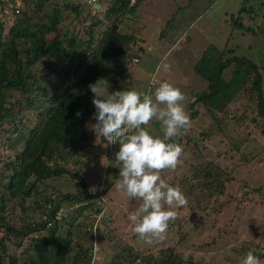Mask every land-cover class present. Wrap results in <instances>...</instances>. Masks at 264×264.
<instances>
[{
    "label": "rangeland",
    "instance_id": "obj_1",
    "mask_svg": "<svg viewBox=\"0 0 264 264\" xmlns=\"http://www.w3.org/2000/svg\"><path fill=\"white\" fill-rule=\"evenodd\" d=\"M94 2L99 3L100 9L93 11L86 0H42L39 8L34 9L35 0H27L20 13L23 11L32 21L46 22L47 16L57 11L60 14L59 30L66 29L78 35L79 40H85L89 17L94 15L101 21L102 25L92 29L95 34L111 22L103 18V11L114 0ZM129 3L133 2L129 0ZM65 5L75 6L76 12ZM119 17L118 30L135 39L127 54L135 58L138 55V62L118 67L124 80L117 89L113 88L114 91L143 93L145 84L152 82L155 75L157 83H153L150 89L154 92L163 81L180 88L188 98L184 104L187 112L186 107L193 95L204 90L206 85L194 74L192 67L203 49L212 44L215 49L229 50L232 56L243 57L255 64L260 69L264 95V0H136L135 7L123 11ZM0 20L5 34L13 23V17L0 13ZM238 22L242 23L241 27ZM163 30L164 35L157 39ZM159 43H164L161 48ZM137 48H141V52H137ZM144 51L155 52V57L146 56ZM44 59L30 72L37 74ZM162 62L170 65V71L164 72L161 68L158 75L151 76V71H156ZM145 63L146 68L143 67ZM200 105L196 106L199 119L191 122L178 142L183 148V162L176 170L161 173L167 183L180 187L188 199L186 206L171 209L177 212V218L170 222L164 240L146 244L133 233V224L128 217L141 207L142 200L129 199L122 189L117 188L119 178H115L106 190L110 177L119 173V166L114 162L120 147L118 143L110 149L102 144L97 149L86 148L87 159L81 166L72 168L68 162L65 165L67 174L37 184L38 196L31 197V200H37L42 206L43 199L47 202L52 197L55 200L65 194H79V185L69 171L91 181L92 188L99 183V189H105L98 222L108 237L100 248L87 232L95 214L82 211L78 215L71 211L66 220L74 241L80 245L91 242L90 264H114L118 255L122 257V264L129 261L141 264L137 256L152 264H169V257L173 264H242L249 251L264 261V119L257 117L254 102L250 103L243 94L235 95L226 110L219 112L209 114L207 108ZM162 128L161 122L153 121L148 131L163 138ZM10 132L11 129L0 131V168L14 155L12 148L1 144L5 137L14 138ZM73 158L79 159L77 155ZM206 165L215 166L220 176L215 184L199 187L196 183L201 181L193 176V171ZM28 204L22 212L13 205V200L7 202L6 211L0 212L1 219L18 229L37 215L38 210L31 201L28 200ZM61 206L67 208L69 203ZM165 208L168 210L167 206ZM66 222L60 225L61 232L56 235V242L65 237ZM17 238L6 237L0 226V243L6 251L2 255L4 264L7 263L6 256H13L16 263H26L32 258L33 241L28 236Z\"/></svg>",
    "mask_w": 264,
    "mask_h": 264
},
{
    "label": "trees",
    "instance_id": "obj_2",
    "mask_svg": "<svg viewBox=\"0 0 264 264\" xmlns=\"http://www.w3.org/2000/svg\"><path fill=\"white\" fill-rule=\"evenodd\" d=\"M16 1L22 3L20 8L15 7ZM26 1L0 0V13L13 17V23L6 29L5 34L1 26L3 19L0 20V131L11 129L10 133L14 136L10 139L5 137L1 141V144L14 150V155L0 168V212L6 211V203L11 200L22 212L24 206L30 205L28 200L31 201V205L38 210V215L44 211L47 202H51L53 206L51 213L63 208L61 204L69 203L67 208L64 207L67 211L63 220L65 223L71 211L78 215L82 211L91 215L96 214V210H101L102 204L96 208L95 201L104 195L105 189H99V183L92 188L91 181L68 170L69 175L79 185V194H65L47 202L43 199L42 206L37 200H31V197L38 196L35 190L37 184L66 175L65 165L68 162V166L78 168L87 159L86 148L97 149L102 144V138L97 139L92 128L96 120L92 118L95 108L89 86L99 80H106L108 84L101 82L100 85L113 93L124 80L118 67L135 64L132 63L135 57L127 54L132 44L134 46L135 39L120 32L117 26L121 20L119 15L125 10L133 9L136 0L132 4L129 0H114L103 11V18L111 22L98 34L93 33L92 29L102 25L100 19L94 15L89 17L90 24L84 32L85 40H79L78 35L66 29L59 30L60 14L57 11L47 16L46 22L39 19L32 21L23 11L20 13ZM41 3L42 0H35L33 8H39ZM65 6L73 13L76 12L75 6ZM238 24L241 27L242 23ZM164 33V30L161 31L157 39H161ZM136 50L141 52V48ZM231 54L229 50H218L209 44L193 65L194 74L206 85L204 90L193 95L186 107L191 122L199 119L197 105L207 108L209 114L212 111L219 112L226 110V106L238 94L247 96L250 103L254 102L257 117L264 119L260 69L249 60ZM43 59V66L38 69L37 74L30 72ZM148 88L149 85H145L143 93ZM77 112L81 113L79 117L76 116ZM228 115L230 114L226 116ZM180 141L181 138L176 142ZM74 155L79 159L75 160ZM97 171L99 173L100 170ZM193 173L201 181L200 184L196 183L199 187L215 184L220 176L216 167L209 165L201 170L197 167ZM115 178H119V173L110 177L106 190L112 186ZM28 220L15 229L0 217V226L6 237L19 238L39 234L36 239L29 237L33 241L31 259L26 263H16L17 259L13 256H6V264H90L91 242L80 245L74 241L68 230V222L64 231L65 237L56 242V235L61 232L60 225L47 230L33 229L29 227ZM100 226L101 223L97 225L94 236L99 248L108 237ZM0 253V264H4L2 255L6 251L2 243ZM116 259L114 264H122L121 256L118 255ZM136 259L139 262L141 259L143 264H152L139 256ZM168 263L173 264L170 257Z\"/></svg>",
    "mask_w": 264,
    "mask_h": 264
},
{
    "label": "clouds",
    "instance_id": "obj_3",
    "mask_svg": "<svg viewBox=\"0 0 264 264\" xmlns=\"http://www.w3.org/2000/svg\"><path fill=\"white\" fill-rule=\"evenodd\" d=\"M91 7L99 9L100 6L94 2ZM161 68L164 72L170 71V65L162 62L156 68L157 75ZM101 82L108 84L106 80H99L89 86L95 108L92 118L96 120L92 128L97 139L107 142L104 147L117 143L120 146L114 161L119 166L116 187L129 199L142 200L141 207L128 217L133 233L146 244L162 241L170 222L177 218V212L171 209L188 204L180 187L170 185L161 176L164 170L174 171L183 162V148L176 141L191 126L184 107L188 98L167 81L159 82L154 92L152 89L145 93L123 90L111 94L108 88L100 86ZM80 115L76 113L77 117ZM153 121L162 123L163 138L148 131ZM242 264H264V261L249 251Z\"/></svg>",
    "mask_w": 264,
    "mask_h": 264
},
{
    "label": "built area",
    "instance_id": "obj_4",
    "mask_svg": "<svg viewBox=\"0 0 264 264\" xmlns=\"http://www.w3.org/2000/svg\"><path fill=\"white\" fill-rule=\"evenodd\" d=\"M86 3L88 5L93 6L94 0H86ZM21 2L20 1H16L15 2V7L16 8H20L21 7ZM137 60L134 58L132 59V63H136ZM153 83H155V81H153L152 78V82H149V88L153 85ZM107 142L102 138V144L105 145ZM113 145H109L108 148L112 147ZM53 200V197L52 199ZM103 201L102 198H100L99 200L97 199L95 201V205L96 208L98 205H101L100 202ZM52 204L51 202H47L45 205V209L41 214H37L35 215L33 218L28 220V225L29 227L33 228V229H37V228H41V230H47L55 225H59L60 223L63 222L65 215H66V210L64 208H58L56 211H54V213H51V209H52ZM96 214L92 216V220L93 222L90 224V226L87 227V232H90L92 235V239L94 240V236H95V231H96V227H97V223L101 217V210H96ZM38 233H35L33 235H29V237H32L33 239H36L38 237ZM93 249H94V245H93Z\"/></svg>",
    "mask_w": 264,
    "mask_h": 264
},
{
    "label": "crops",
    "instance_id": "obj_5",
    "mask_svg": "<svg viewBox=\"0 0 264 264\" xmlns=\"http://www.w3.org/2000/svg\"><path fill=\"white\" fill-rule=\"evenodd\" d=\"M99 9H100V7H99ZM163 44H164V43H159L158 45H159V47L161 48V47L163 46ZM140 46H141V45H140ZM132 47H133V46H132ZM145 52H146V51H144V53H145ZM145 54H146V56L153 57V56L155 55V52H151V51H150V53L148 52V53H145ZM163 56H164V55H163ZM131 57H132V56H131ZM134 57H135V56H134ZM137 57H138V55H137ZM137 57H136V59H137V62H138V58H137ZM154 57H155V56H154ZM147 60H148V59H147ZM137 62H136V63H137ZM136 63H135V64H136ZM132 65H133V64H132ZM146 65H147V64L145 63V65H143V67L146 68ZM147 72H148V74H149V71H147ZM148 74H147V75H148ZM154 74H156V71H151V76L154 75ZM151 76H150V77H151ZM145 85H146V84H145Z\"/></svg>",
    "mask_w": 264,
    "mask_h": 264
}]
</instances>
